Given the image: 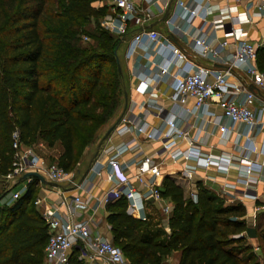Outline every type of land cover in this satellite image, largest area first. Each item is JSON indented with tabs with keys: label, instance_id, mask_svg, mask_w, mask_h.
<instances>
[{
	"label": "built area",
	"instance_id": "obj_1",
	"mask_svg": "<svg viewBox=\"0 0 264 264\" xmlns=\"http://www.w3.org/2000/svg\"><path fill=\"white\" fill-rule=\"evenodd\" d=\"M109 1L117 14L109 16L104 26L122 36L129 25L143 27L151 20L149 7L156 0H143L146 6L141 10L135 0ZM210 13L207 1L193 6L178 1L168 22L173 25L175 20L183 18L191 23L198 18L202 23L201 30L210 24L212 34H200L194 39V46L201 57L220 63L222 67L204 66L189 60L157 30L140 29L135 32L125 57L143 51L145 72L136 76L134 89L145 99L139 103L130 99L119 122L79 180L57 163L41 157L33 146L23 144L17 129L12 132V162L3 179L13 183L15 188L20 187L13 192L7 204L26 191L32 177L22 179V176L31 171L77 191L70 199L61 196L57 207L44 206L40 211L48 231L44 258L49 264H68L74 250L83 264H130L121 248L95 229L93 217L109 203L124 198L126 212L133 217L144 218L149 199H153L152 203L163 201L162 166L167 162L180 163L181 173L188 179L193 176L190 165L193 159L205 169L213 166L227 172L230 155L216 154L211 149L203 152L200 148L205 134L210 136L216 132L221 143L230 137L234 141L242 139L239 161L243 171L236 183L241 185L244 196L256 198L252 175L264 167V104H255L258 95L264 97V70L257 65L259 45L245 39L243 30L232 25L238 20L235 17L222 14L210 19ZM226 22H230V29L222 39H218L215 32L224 29ZM83 39L88 38L84 36ZM227 51L228 56L225 57ZM236 70L241 72L242 80L235 77ZM232 77L235 79L230 80ZM161 84L166 88L161 90ZM159 93L167 95L168 106L165 97ZM214 107L221 110L219 115L214 112ZM148 112L158 119L156 123L147 120ZM208 124L213 130L206 131ZM256 136L262 137L260 145L254 140ZM112 138L120 140L114 142ZM146 144H157L153 154L144 149ZM258 154L262 161L252 158ZM130 167L134 168L133 174ZM99 178L109 186L100 193H93L89 187ZM190 198L196 202L197 192H192ZM33 203L39 205L42 199L37 198ZM79 207L90 211V215L77 218ZM256 210L264 211V204L257 206ZM160 211L168 215L170 208L164 204Z\"/></svg>",
	"mask_w": 264,
	"mask_h": 264
},
{
	"label": "trees",
	"instance_id": "obj_2",
	"mask_svg": "<svg viewBox=\"0 0 264 264\" xmlns=\"http://www.w3.org/2000/svg\"><path fill=\"white\" fill-rule=\"evenodd\" d=\"M96 1L24 0L18 5L17 0H0L1 177L12 162L15 129L26 145L58 142L61 153L55 163L69 171L75 133L90 126L95 130L115 110L117 88L125 84L115 58L123 37L101 30L97 45L86 49L70 28L78 19L108 14L107 6ZM257 65L264 70L262 48ZM38 182L32 177L22 195L0 205V264L43 262L47 227L40 212L29 207ZM161 196L173 205L167 229L151 212L144 218L129 215L124 198L106 206L109 235L130 264H158L172 252L178 254L177 264H261L245 231L254 227L264 250V211L249 223L241 203L225 204L200 184L194 202L169 177L163 178ZM73 253L68 264H82Z\"/></svg>",
	"mask_w": 264,
	"mask_h": 264
},
{
	"label": "crops",
	"instance_id": "obj_3",
	"mask_svg": "<svg viewBox=\"0 0 264 264\" xmlns=\"http://www.w3.org/2000/svg\"><path fill=\"white\" fill-rule=\"evenodd\" d=\"M178 1H182L191 6L201 4L202 2L207 1L208 5L211 8V13L209 15L210 19H216L218 17H221L222 14H229L230 16L235 17L238 20L236 22L234 21L232 25L234 27H240L243 30L244 38L251 41L253 44L259 45L258 49L260 48L264 49V7L260 8L261 5H264V0H241L239 2H234L233 0H172V2L171 0H156L149 7V10L152 13L151 20L148 21L143 27L137 28L133 25H129L127 31L122 36L123 40L117 50V55L121 66V74L127 86L126 87L127 107L130 103V99H134L138 103L142 102L145 99L144 96L136 93L134 89L135 84L137 83L136 76L142 75L145 72L146 61L145 59H142L143 51L140 50L137 52V54L129 58L125 57V53L127 51L129 42L131 41L135 32H137L140 29L157 30L162 35H164V37L171 44L179 48L186 55V57L193 62H196L204 66L212 65L216 67H222V64L220 63H215L212 62L211 59L209 58L201 57L197 53L196 47L194 46V39L197 38L200 34L204 33L207 36L212 34V27L210 24L206 25V27L202 28L201 30L200 26L202 23L198 18L192 20L191 23H187L183 18L175 20L173 25L168 22L169 17L174 12V10H176V4ZM135 3L138 6V9L140 10L145 8L146 6L143 0H135ZM108 4L112 9H114L110 4V1ZM165 4L167 5L165 6ZM98 6L101 5L99 4ZM168 6H170L169 15L165 20H163L164 12ZM227 24L229 25V27L231 26L230 22L225 23V25ZM175 25H177L178 27L176 28ZM225 25H224V29L216 30L215 34L218 39H222L224 33L226 32ZM227 54L228 51L225 53V57ZM152 57H156V56L152 55ZM235 77L239 78L240 80L243 79L241 72L238 70L235 71ZM234 79H235L234 77L230 78V80H234ZM159 88L161 90L165 89L166 88L165 84L159 85ZM159 96L165 97L164 98L165 104L166 106H168L170 101L169 99H167L166 97L167 95L159 93ZM124 104H125V99L123 101V107ZM255 104L257 106L263 105L264 97L258 95ZM123 112L124 110L121 113ZM214 112L217 115H219L221 113V110L219 108L214 107ZM147 120L150 121L151 123H156L158 121L155 115L151 112L147 113ZM208 129L213 130V127L210 124H208L206 127V131H208ZM124 139H127V137H124ZM112 140L114 142H117L120 139L112 138ZM203 140L204 142L200 144V148L202 149L203 152H206L211 149L216 154L230 155L231 163L229 165V169L227 172L218 170L213 166L209 167L208 169H205L200 165L199 161L193 159L190 162L191 168L193 170V176L190 179L182 175L181 173L182 165L180 163H172V162H167L162 166L164 177H169L172 180H174L178 185H180L183 188L184 196L186 198H190V194L192 192L194 191L197 192V185L200 184L201 186L205 187L208 191L214 193L216 196L222 199L225 204L241 203L242 205L245 206L246 209L245 219L249 223H253L254 217L260 212L256 210V207L264 204V167L260 172H256L252 175L253 178L255 179L252 189L254 195H256V198L253 199L251 197H246L243 194V189L241 185L236 183V179L238 178V176L242 175V171H243L242 165L239 161V154H240L239 146L242 142V139L237 138L234 141V138L230 137V139L227 142L221 143L218 139V134H216L215 132L210 136L205 134ZM254 140L258 145H260L262 142V137L256 136ZM156 148H157V144L144 145V149L152 154ZM98 149L99 147L97 148V151ZM97 151L94 154L92 162L97 155ZM252 158L256 159L257 161H262V156L259 154L252 155ZM91 163L89 164L88 168L90 167ZM88 168L81 173L79 179L86 173ZM129 170L131 174L134 173L133 167H130ZM163 178L161 179V182L163 181ZM39 184L42 186L41 190L45 193V196L42 197L41 208L38 209L39 212L42 210L44 206L57 207L61 196L70 199L75 194H77V191L75 189H69L68 187L62 184H58L57 187H50L42 183ZM108 186L109 185L102 178H99L96 179V181L90 185L89 189L93 193H100L105 189H107ZM148 202L149 203L146 207V213H149L150 210L153 208L159 209L160 211V207L164 204L165 205L167 204L169 206L170 212L172 211L173 208L172 203L166 198H163V201L159 203H152L150 201ZM61 209L62 208H60V210ZM106 210H107L106 207L105 209L104 208L100 209L97 212V214L93 217V220L95 221L94 225H97V228L95 229L99 231L101 230L102 233H104V231L107 229L106 233L109 235L110 226L106 221V216H107ZM169 214L164 215L166 220L162 223L163 226L166 227V229H167ZM89 215H90V211H86L82 207H79L77 209V218L80 219L83 217H87ZM103 227H105L106 229H104ZM247 239L249 240L250 244L254 247V250L262 249L260 247L258 238L255 239L247 238Z\"/></svg>",
	"mask_w": 264,
	"mask_h": 264
},
{
	"label": "rangeland",
	"instance_id": "obj_4",
	"mask_svg": "<svg viewBox=\"0 0 264 264\" xmlns=\"http://www.w3.org/2000/svg\"><path fill=\"white\" fill-rule=\"evenodd\" d=\"M24 0H17V4L21 5ZM108 0H98L95 2L97 5H105L107 6V15L105 17L99 18V19H78L73 24H71L70 28L74 30L78 39V42L80 45L85 47L86 49H89L90 47H94L97 45V37L99 36V31L103 30L109 34H111L114 37H122L115 32L105 28V22L110 17L116 16L117 11L115 9H112L110 5L108 4ZM115 13V14H114ZM113 15V16H112ZM86 35L88 37L87 40H84L83 37ZM125 85V86H124ZM126 83L122 85V87L117 88L118 93V102L116 105L115 110L111 114V116L106 119L100 126H98L95 130H92L91 126L86 127L84 131L82 132H76L75 133V156L74 161L69 169V172L72 173V175L75 176V179L78 180L81 173L88 168L89 164L92 162V159L94 157V154L97 151V148L102 145V137L105 133V131L114 123L116 118L120 115V113L123 111V89H126ZM34 150L44 159L49 161L50 163H55L57 161V158L59 154L61 153V146L57 142L54 146L48 147L43 141L37 140L34 145ZM38 182L35 184V190L34 194L31 199V203L29 204V207H35L37 210L41 208V204L35 205L33 202L35 199L39 198L42 199L43 196H45V193L41 190V185ZM14 187L13 183L5 182L3 177L0 176V195H5L2 200H0V205H5L9 198L12 196L13 192L17 188ZM154 210V211H153ZM107 211V210H106ZM150 212L155 215L160 221L161 224L166 220L164 215H162L159 211V209H151ZM163 225V224H162ZM97 228V225H96ZM106 229L105 227H103ZM101 231V230H100ZM107 229L104 231V235L109 237L112 241L111 237L106 233ZM258 254V258L261 262V264H264V250H255ZM74 253L72 252L71 255ZM177 258L178 254L176 252H172L169 256L166 257H160L158 260V264H177ZM82 263V262H81ZM42 264H49L45 258H43ZM83 264V263H82Z\"/></svg>",
	"mask_w": 264,
	"mask_h": 264
},
{
	"label": "water",
	"instance_id": "obj_5",
	"mask_svg": "<svg viewBox=\"0 0 264 264\" xmlns=\"http://www.w3.org/2000/svg\"><path fill=\"white\" fill-rule=\"evenodd\" d=\"M171 2H172V0H171ZM169 12H170V6H168L167 9L165 10L164 15H163V20H165L167 18V16L169 15ZM229 29H230L229 25L228 24L225 25V31H229ZM115 58H116V63H117V71H118V73H121V66H120V62H119V58H118L116 50H115ZM123 97L125 99V104H124L123 108L125 109L126 103H127V93L126 92L124 93ZM121 116H122V113L116 118L114 123L105 131V133H104V135L102 137V141H104L110 135V133L112 132V130L115 127V125L119 122ZM28 177H34L40 183H42L44 185H47V186H50V187H57L58 186L57 183L50 182V181L46 180L41 174H39L37 172H32V171L31 172H27V173H25L22 176V179H26ZM149 201L152 202L153 199L151 198V199H149ZM245 235L249 239H255L257 237L255 228L251 227V226L248 227L246 229V231H245Z\"/></svg>",
	"mask_w": 264,
	"mask_h": 264
}]
</instances>
